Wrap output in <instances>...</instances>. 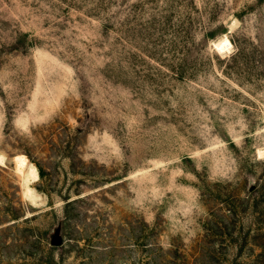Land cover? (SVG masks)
I'll list each match as a JSON object with an SVG mask.
<instances>
[{"label":"rangeland","instance_id":"obj_1","mask_svg":"<svg viewBox=\"0 0 264 264\" xmlns=\"http://www.w3.org/2000/svg\"><path fill=\"white\" fill-rule=\"evenodd\" d=\"M0 154V264H264V0H0Z\"/></svg>","mask_w":264,"mask_h":264},{"label":"bare ground","instance_id":"obj_2","mask_svg":"<svg viewBox=\"0 0 264 264\" xmlns=\"http://www.w3.org/2000/svg\"><path fill=\"white\" fill-rule=\"evenodd\" d=\"M225 41H227V43H225ZM230 43H231L230 40L227 37H225L221 39L219 42L215 43V47H217L220 50H223ZM2 160H3V156L0 154V162H2ZM16 164L18 171L24 175L25 194L30 198L34 199L36 195H35V191L31 186V183L37 180L39 177V172L37 167L33 166L32 164H28L25 161H17Z\"/></svg>","mask_w":264,"mask_h":264},{"label":"snow or ice","instance_id":"obj_3","mask_svg":"<svg viewBox=\"0 0 264 264\" xmlns=\"http://www.w3.org/2000/svg\"><path fill=\"white\" fill-rule=\"evenodd\" d=\"M225 43H227V41H225Z\"/></svg>","mask_w":264,"mask_h":264}]
</instances>
